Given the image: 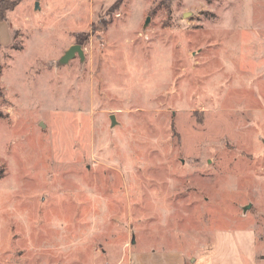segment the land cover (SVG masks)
<instances>
[{"label":"rangeland","instance_id":"374dc122","mask_svg":"<svg viewBox=\"0 0 264 264\" xmlns=\"http://www.w3.org/2000/svg\"><path fill=\"white\" fill-rule=\"evenodd\" d=\"M0 1V264L264 242V0Z\"/></svg>","mask_w":264,"mask_h":264},{"label":"crops","instance_id":"0c3cea01","mask_svg":"<svg viewBox=\"0 0 264 264\" xmlns=\"http://www.w3.org/2000/svg\"><path fill=\"white\" fill-rule=\"evenodd\" d=\"M41 1L35 2L38 9ZM245 218V216H244ZM223 238L211 236L206 233L198 240L195 239L198 252H186L177 247L176 238H172L168 245L162 249L150 248L143 250L137 248L134 255L135 264H264V242L261 240L260 231L257 228H249L241 235V241L235 244L231 241V232ZM179 241V240H178ZM179 244V243H178ZM224 250L219 254L220 248ZM234 248L231 251V248Z\"/></svg>","mask_w":264,"mask_h":264},{"label":"trees","instance_id":"16d2710c","mask_svg":"<svg viewBox=\"0 0 264 264\" xmlns=\"http://www.w3.org/2000/svg\"><path fill=\"white\" fill-rule=\"evenodd\" d=\"M17 4H18L17 1H0V19L6 20L5 12L12 11L17 6ZM0 76H1V65H0ZM0 96H1V89H0ZM1 178H2V173H0V179Z\"/></svg>","mask_w":264,"mask_h":264},{"label":"water","instance_id":"95a60500","mask_svg":"<svg viewBox=\"0 0 264 264\" xmlns=\"http://www.w3.org/2000/svg\"><path fill=\"white\" fill-rule=\"evenodd\" d=\"M147 21H146V23H147ZM75 54H77L80 58H82L81 47L78 45L70 47L69 50L64 54L63 58L61 59V62L62 63L68 62L69 60H71L75 57ZM263 143H264V141H263ZM245 209L246 208H244L243 210H245Z\"/></svg>","mask_w":264,"mask_h":264}]
</instances>
